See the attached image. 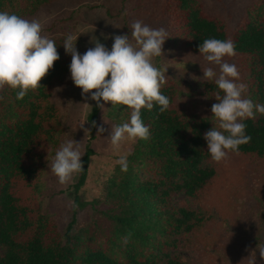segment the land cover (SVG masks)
Here are the masks:
<instances>
[{"label": "trees", "instance_id": "trees-1", "mask_svg": "<svg viewBox=\"0 0 264 264\" xmlns=\"http://www.w3.org/2000/svg\"><path fill=\"white\" fill-rule=\"evenodd\" d=\"M52 1L0 0V11L25 18ZM256 2L254 11L230 34L223 21L205 13L199 0H142L133 21L123 16L121 34H129L135 20L145 23L153 18L169 36L163 45L172 38L173 48L197 55L204 39H231L236 53L250 56V99L264 103V0ZM54 42L59 59L37 89L20 100L7 86L0 94V264H183L171 251L178 249L179 238L201 228L205 217L186 205L175 207L174 197H198L215 180L217 167L204 139L211 119L176 107L178 83L172 78H165L160 89L169 98L168 109L163 113L155 105L150 111L141 109L150 138L137 140L127 157V171L117 165L108 180L109 205L101 212L111 222L108 227L94 223L93 232L75 234L73 219L62 236L53 219L26 203L30 193L40 190L47 159L64 142L59 111L50 98L54 84L70 73V63L62 55L63 40ZM218 91L214 82L205 84L206 94ZM126 107L118 110L119 124L129 119ZM99 112L94 105L88 115L90 141L95 138ZM244 123L251 140L240 146L238 154H229L264 160V115ZM94 155L87 145L76 193L86 185Z\"/></svg>", "mask_w": 264, "mask_h": 264}, {"label": "rangeland", "instance_id": "rangeland-1", "mask_svg": "<svg viewBox=\"0 0 264 264\" xmlns=\"http://www.w3.org/2000/svg\"><path fill=\"white\" fill-rule=\"evenodd\" d=\"M141 1L53 0L25 19L39 21L41 34L52 40H63L66 33L72 32L78 37L76 47L80 53L94 47L90 42L92 36L111 49L112 36L121 34L123 28L122 11L127 9V15L133 21V14ZM199 1L205 13L223 21L230 34L243 24L248 12H253L257 4L256 0ZM144 24L152 28H165L153 18ZM171 42L172 38L162 46L161 56L153 58L154 66L161 72L166 69L165 78H172L178 83L176 107L181 112L209 117L211 129L215 121L210 109L218 101L215 95L205 93V84L210 81L202 77V67L210 65L189 50L173 48ZM62 55L70 63L71 56L65 53L64 47ZM224 60L236 65L240 81L247 85L245 95L252 97L249 84L250 56L236 53ZM212 67L218 71L216 66ZM5 87L0 88V94ZM50 100L59 111L64 142H80L82 156L87 145H90L95 155L86 185L79 193L74 187L78 173L73 174L65 184H60L47 164L39 177V192L30 193L26 203L53 219L62 236L73 219L75 223L72 231L75 234L85 229L93 232L94 223L108 227L111 222L101 212L109 205L105 189L118 165V153L113 151L107 136L111 126L120 122L117 114L121 106L111 108V102L105 103L97 120V126H103L105 132L98 135L96 127L95 138L90 141V135L88 133L85 136L84 129L89 127L87 119L95 101H85L81 89L73 84L70 73L54 84ZM82 123L83 128L80 127ZM136 143L137 140L123 144L121 151L126 152L128 157ZM212 162L217 167V176L198 197L189 198L184 194L174 197L175 207L186 205L202 214L205 222L196 232L179 238V247L171 254L183 264H250L252 258L249 256L255 250V264H264L257 250L258 243L264 245V160L229 154L222 162Z\"/></svg>", "mask_w": 264, "mask_h": 264}, {"label": "clouds", "instance_id": "clouds-1", "mask_svg": "<svg viewBox=\"0 0 264 264\" xmlns=\"http://www.w3.org/2000/svg\"><path fill=\"white\" fill-rule=\"evenodd\" d=\"M121 15H127V9ZM128 28L129 34L112 36L111 49L92 36L90 42L94 47L80 53L76 47L78 37L72 32L66 33L62 42L65 53L71 56L70 78L81 89L85 101H95L101 110L106 102H111V108L124 105L130 110L127 122L111 126L107 136L113 151L118 153L116 163L121 171L128 168V154L121 151L122 145L150 138L149 126L141 119V109L150 111L155 105L163 113L170 103L160 91L166 69L161 72L153 63V58L161 56L162 45L169 38L166 30L152 28L140 20H135ZM198 51L210 65L202 67V77L214 82L219 90L214 96L218 103L212 104L210 109L215 124L204 133V139L211 160L222 162L229 153L238 154L240 146L250 142L244 121L254 119L257 113L264 115V104L254 103L245 95L247 85L240 81L236 65L225 62V57L236 54L231 39H204ZM58 59L57 45L41 34L39 21L0 11V88L7 86L20 100L29 90L41 85V79ZM80 127L83 128V123ZM96 127L98 135L105 132L103 126ZM84 133L86 136L89 130L85 128ZM81 156L80 142L65 141L54 156L47 159L48 168L60 184H65L82 170ZM127 239L124 237L125 243ZM257 250L264 259V245L258 243ZM249 257L252 258L250 264H255L256 251Z\"/></svg>", "mask_w": 264, "mask_h": 264}]
</instances>
